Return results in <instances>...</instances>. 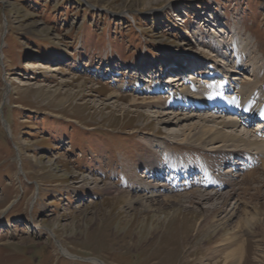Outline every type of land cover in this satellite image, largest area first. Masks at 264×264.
I'll use <instances>...</instances> for the list:
<instances>
[{
	"label": "rangeland",
	"instance_id": "rangeland-1",
	"mask_svg": "<svg viewBox=\"0 0 264 264\" xmlns=\"http://www.w3.org/2000/svg\"><path fill=\"white\" fill-rule=\"evenodd\" d=\"M218 41L248 42L251 68L225 76L239 77V89L256 83L264 101V0H0V264H264V225L231 243L225 234L208 241L174 223L177 211L197 222L207 205L168 199L230 193L217 217L238 209L226 232L244 212L264 214L258 156L219 163L216 173L211 152L169 138L197 118L162 125L154 117L190 113L176 110L177 88L167 83L184 79L207 97L224 80L234 84L219 77L230 57L226 49L218 57ZM112 93L151 104L131 107ZM205 171L218 174L206 186ZM119 192L153 196L159 210H131L113 201Z\"/></svg>",
	"mask_w": 264,
	"mask_h": 264
},
{
	"label": "bare ground",
	"instance_id": "bare-ground-1",
	"mask_svg": "<svg viewBox=\"0 0 264 264\" xmlns=\"http://www.w3.org/2000/svg\"><path fill=\"white\" fill-rule=\"evenodd\" d=\"M218 43H223V46L218 49V53H217L218 57H220L223 54V51L225 49L227 52L226 53L227 57L228 58L230 57L229 69H225V71L223 72L222 70H219L218 74H221L219 77L229 78V81H232L233 79L234 84H231V82L224 80L225 82L218 84L219 86L218 94L207 97L205 95L195 93L191 87L186 86L184 79L175 80L172 81V83H167V85L169 86V90L172 87L173 89L177 88L176 91L173 90L174 91L173 96L175 99L174 105L176 110L183 109L189 111L190 113L184 115L183 117H180L178 114H173L164 110L162 112H157V114L154 117L158 120L159 124L162 125H168L172 123L178 124L182 122L188 123L193 118H197L198 119L197 123H191L185 125L184 128H182L179 133H175L171 135V137L169 138L175 142H180L181 144H189L192 146H196L198 148H204L205 150L211 152L215 157L214 163L210 165L211 169L214 170V172L218 173L219 163L223 164L226 163L227 161H232L236 157L246 160L250 156L254 157L256 155V157L258 156V159L263 162L261 173L264 176V120L258 122L259 127L254 131L252 132L249 131L246 134L238 133L239 128H241L242 126L243 127L248 126L249 123H247V121H249L251 124L252 120L256 122V120L264 119V101L261 100L263 97L261 96L262 98L260 99L259 94L255 92L254 87L256 86V83L254 85V83L246 82L245 84H247L248 89L244 87H243L244 89H239L238 86L241 82V79L239 77L225 76L227 74L228 75L234 74L239 70L248 71L251 68V66L248 64L249 62L247 61L248 56L246 55L248 53V42H246L244 45H241V43L237 44L234 42L231 45H227V44L225 45L226 42H221V41H218ZM237 52H241V54H244L247 57L244 60L238 59ZM211 62L214 61L213 60L207 61L206 67L209 66L211 67ZM28 68L36 69L37 66L35 65V63L31 62L28 64ZM51 71L54 72V70ZM111 74H115V73L111 71ZM190 83H194V82L189 81V84ZM21 86L25 87L27 85L22 84ZM154 92L156 94H160L161 92H167V91L163 87L162 88L159 87L156 88ZM263 93L261 95H264ZM110 97L113 98L116 97L123 100H127L129 106L131 107H137V106L145 107L151 104V101L149 102L148 100L145 99L139 100L133 97L122 98V96L116 95L114 93H112ZM215 108L217 111H219V109L225 108L226 109L225 113L227 117H233L238 115L239 113H242L244 114V117H248V118L241 121L236 118L228 119L223 115L221 116H217L214 114L211 115L210 113L212 112L211 110H215ZM203 110L206 111V116L194 115L196 112H201ZM223 112H219V113L224 114ZM171 120L175 122H171ZM255 133L258 136L257 139L251 140L248 138V136L253 137ZM174 161H175L174 158L169 159L168 165L171 168V171L180 172V169L182 167L179 164H176ZM150 164L154 168L153 169L154 173H157L158 177H162L166 175L165 171L162 168H160L157 160H152ZM237 165H241V163H237L235 166ZM216 173L210 174L209 171L203 172V178L206 180L205 186L211 183L210 182L211 179H215L216 177H218V174L216 175ZM73 176L76 178L78 177L76 174L75 175L73 174ZM247 177H248L247 178L248 181H250V178H252L253 176L249 174ZM216 180L217 181H215L213 184H216L217 186L214 187L217 188L220 187V190L222 191L221 187L226 183L224 182L223 184L219 182L218 179ZM226 181L228 182V180ZM248 181L247 182L245 181L246 186L251 185ZM253 181L255 180H251L250 182ZM111 188L112 187H109V191ZM234 194H237L236 189L234 190ZM192 197H196L198 204L207 205V209H205L204 211L205 215L202 216L203 219L201 217V219H199L197 222H195L193 219L184 220L182 218V214L177 211V215H174L176 217L174 218V223H179L183 225L182 226L183 234L184 233L187 234L189 233V231L192 230L194 231L195 235L203 236L202 238L208 241L218 240L219 237L225 234V236L227 237L226 241L231 243L237 241V236L239 233H242L243 231H247L243 233L249 234L253 229H257L264 225V214L260 212L259 210L260 208L256 207L257 210L255 212L247 211L243 213L242 215L243 217L235 225V228L233 229L234 231L231 230V232H226L225 228L230 222V219L237 214L238 209L234 207L231 210L230 212L231 218L225 217L223 218V220L218 221L217 217H218V213L222 212L229 203V200L232 197L230 193L222 194V193H218L217 191L214 194L211 193L203 194L200 192H193L191 193L190 196L185 197L183 195H180L177 197H170L168 199L169 201L173 199L174 200L173 202L177 206H180L181 202L184 201V203L188 204L187 206L185 204L186 206L185 208H191V206L194 204V202L192 201ZM113 201L122 203L123 205L126 204V206H128L130 209L131 208L134 209L135 205H141V208H143L145 211H151L156 213V211L159 210V208L155 209L156 206L155 198H153V196L150 197L146 194H142V195L139 194L138 196H130L119 192L113 198ZM185 229H187L188 231H186ZM261 233L264 236V231H262ZM60 247L64 255L71 257L72 254L70 255L67 252V250H65L61 245ZM216 251L219 250H215V253ZM230 251H232V249H230ZM218 254L219 252L216 253V255Z\"/></svg>",
	"mask_w": 264,
	"mask_h": 264
}]
</instances>
